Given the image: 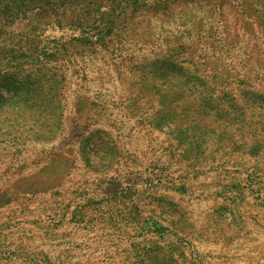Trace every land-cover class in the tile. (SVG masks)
Segmentation results:
<instances>
[{"label": "rangeland", "instance_id": "obj_1", "mask_svg": "<svg viewBox=\"0 0 264 264\" xmlns=\"http://www.w3.org/2000/svg\"><path fill=\"white\" fill-rule=\"evenodd\" d=\"M1 140L0 264H264V0H0Z\"/></svg>", "mask_w": 264, "mask_h": 264}, {"label": "crops", "instance_id": "obj_2", "mask_svg": "<svg viewBox=\"0 0 264 264\" xmlns=\"http://www.w3.org/2000/svg\"><path fill=\"white\" fill-rule=\"evenodd\" d=\"M7 142V140H1L0 141V164H3L4 166V163H10L13 161V159L9 158L11 156V153H13V156L15 157L14 160L16 162H20V163H25L27 162V160H30L31 162L33 161H36V159H39L40 157H42L43 154H41V151L39 150V154L37 155L35 152H32L30 150H26L25 146L20 142H17L16 143V146L13 145V144H10ZM11 146L15 147V148H10ZM30 147H33V146H30ZM64 159H62L60 161V163H62L63 165L65 164ZM61 166V164H58V166L60 167L59 169H62L64 166ZM66 167V170H67V166ZM65 167L62 169V174H64V170H65ZM6 168L8 169L9 166H6ZM68 171V170H67ZM2 172L4 173H8V170H2ZM63 176V175H62ZM3 189L2 188V194L4 193L3 192ZM56 191H58L59 187H55L54 188ZM12 195H15V194H12ZM11 202V200H10ZM5 203V202H3Z\"/></svg>", "mask_w": 264, "mask_h": 264}]
</instances>
